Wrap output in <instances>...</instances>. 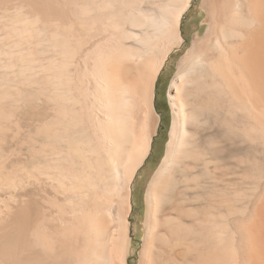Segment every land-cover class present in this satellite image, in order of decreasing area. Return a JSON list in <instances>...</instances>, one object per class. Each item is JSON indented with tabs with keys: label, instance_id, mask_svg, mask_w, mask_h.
Returning a JSON list of instances; mask_svg holds the SVG:
<instances>
[{
	"label": "bare ground",
	"instance_id": "bare-ground-1",
	"mask_svg": "<svg viewBox=\"0 0 264 264\" xmlns=\"http://www.w3.org/2000/svg\"><path fill=\"white\" fill-rule=\"evenodd\" d=\"M191 5L0 0V264H264V0H202L150 160Z\"/></svg>",
	"mask_w": 264,
	"mask_h": 264
},
{
	"label": "rangeland",
	"instance_id": "rangeland-1",
	"mask_svg": "<svg viewBox=\"0 0 264 264\" xmlns=\"http://www.w3.org/2000/svg\"><path fill=\"white\" fill-rule=\"evenodd\" d=\"M202 0H192V5L189 11L184 15L182 19V28H183V44L182 46L174 52L173 58H171L166 66L163 68L160 79L156 88V98L159 112L163 115V121L160 125L158 135L155 137L154 141V150L150 155V160L155 159V154L157 153L160 145L162 144L163 139L167 142L171 124H172V111L170 106V101L168 99L167 91L170 85V82L174 75L177 72V65L181 58L186 54L187 50L190 48V44L197 35H203L207 27L205 22L204 10L201 7ZM163 133H167V137L163 138ZM149 160V161H150ZM148 165V163L145 165Z\"/></svg>",
	"mask_w": 264,
	"mask_h": 264
}]
</instances>
